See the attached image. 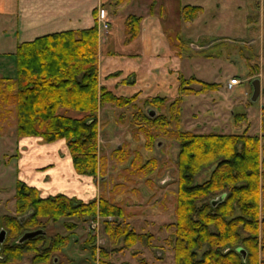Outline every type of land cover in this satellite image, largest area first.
Masks as SVG:
<instances>
[{"label":"trees","instance_id":"trees-1","mask_svg":"<svg viewBox=\"0 0 264 264\" xmlns=\"http://www.w3.org/2000/svg\"><path fill=\"white\" fill-rule=\"evenodd\" d=\"M200 10L198 6L185 5L182 17L192 20ZM140 20L133 14L125 18L128 39L139 33ZM13 55L14 74L0 76V116L15 111L18 137L37 136L45 142L64 139L74 170L96 177L100 172L99 109L105 104L134 106L138 96L119 94L99 84L96 24L20 42ZM176 79L179 92L168 104L167 97L161 95L145 100L154 111V107L166 104L168 117L139 111L133 118L138 119L139 115L143 123H169L178 117V103L183 95L220 87V83L194 76L186 78L181 73ZM69 110L81 115L73 116ZM233 115L237 121L243 113ZM138 128L146 130L143 124ZM146 137V144L151 145L154 135L146 133ZM176 138L177 189L170 242L173 264H264L262 138L245 128L228 133L178 130ZM218 195H223L222 200L212 205L211 200ZM14 207V214L0 217V229L6 232L0 243L1 264L24 260L23 264H58L55 253L69 243L70 233L49 237L41 233L22 242L18 239L28 231H45V223L64 218L75 217L74 220L91 224L98 216L105 238L112 245L120 244L114 250L128 249L151 238V233L137 232L124 220L122 206L101 195L88 201L63 193L43 197L36 187L17 180ZM63 224L69 230L76 226L75 221L65 220ZM95 236L92 232L84 247L89 248L97 264H114L109 260L111 248L101 246L96 257Z\"/></svg>","mask_w":264,"mask_h":264},{"label":"rangeland","instance_id":"rangeland-1","mask_svg":"<svg viewBox=\"0 0 264 264\" xmlns=\"http://www.w3.org/2000/svg\"><path fill=\"white\" fill-rule=\"evenodd\" d=\"M259 4L260 7H257ZM230 12L232 26L225 33V41L204 48H191L186 38L180 37L169 47L175 60L171 56L163 60L165 48L158 45L152 47L153 43L148 39L140 45L130 39L125 43L120 41L123 37L121 25L118 21L110 24V40L104 47L102 57L103 75L115 72L112 75L114 79L135 77V81L131 83L135 92L132 88L127 90L121 86L113 90L117 93L124 91V95L138 93V96L134 106L116 107L105 104L99 109L100 172L96 177L85 176L94 181L96 197L104 196L122 206L124 220L137 232L151 233V238L128 249L114 250L120 244L112 245L102 233L99 223L98 231L94 232L96 257L100 247L104 246L111 248L109 260L114 264H173L170 242L173 233L171 223L175 221L178 130L228 133L245 128L250 134H258L264 143V0H255L252 4L251 15L257 17V21L255 28L250 30V36L256 38V42L247 44L242 38L243 12L236 9ZM104 24L103 30L106 32L108 24ZM220 28L215 30L216 34L221 31ZM156 51L161 52L158 56H153ZM177 52H181L182 56L176 55ZM1 67L6 69L1 74L9 76L7 68L10 64L6 62ZM178 71L186 78L194 76L202 81L220 83V87L199 94L183 95L178 103V117L171 118L169 123H143L139 115L138 119L133 118L139 111L146 114L151 109L150 104L145 102L147 98L165 96L168 104L176 97L179 92V82L176 79ZM231 77H237L240 83L228 89L226 81ZM253 78L260 79V94L255 101L250 99ZM131 84L128 83L130 87ZM193 86L199 88L197 84ZM154 108L157 114L168 117L166 104ZM0 112L2 113L1 108ZM234 112L243 113V116L236 121ZM68 113L73 116L81 115L73 110ZM3 114L0 116V171L6 176H3L1 183L3 190H0V217L15 213L14 171H32L31 168L42 167L48 162L56 165L62 162L53 151L54 146L46 144L50 142L37 136L18 137L15 134V111ZM142 124L145 131L138 128ZM146 133L154 135L151 145L146 144ZM37 143L44 144L37 146ZM202 175L205 176L206 172ZM44 194L47 193L40 192L43 197L46 196ZM74 218L45 223L44 233L48 237L55 233H70L69 243L61 252L55 253L57 263L97 264L89 248L84 247V241L92 233L90 224ZM65 220L75 221L76 226L72 230L67 229L63 224ZM24 261L7 264H23Z\"/></svg>","mask_w":264,"mask_h":264},{"label":"crops","instance_id":"crops-1","mask_svg":"<svg viewBox=\"0 0 264 264\" xmlns=\"http://www.w3.org/2000/svg\"><path fill=\"white\" fill-rule=\"evenodd\" d=\"M253 2L255 0H0V76L6 75L1 74L6 71L1 65L6 62L10 64L7 73L9 76L14 74L13 54L18 43L50 33L79 31L96 24L99 84L110 89L119 86L127 90L132 88L135 92V87L131 84L135 77L114 79L112 75L115 72L103 75L102 57L104 47L110 40L108 29L111 23L119 22L123 36L120 41L125 43L129 40L127 36L125 37V18L129 14L140 16L139 33L130 40L140 45L148 39L153 43L152 47L155 48L156 45L164 47L162 59L165 60L172 55L169 50L170 44L180 37L186 38L191 48L193 46L204 48L225 41L227 37L225 33L231 30L230 11L233 9L243 12L242 38L247 44L256 42L257 39L250 36V30L255 28L257 21V17L251 15ZM185 5L198 6L201 10L192 20H184L181 9ZM257 7H260V4ZM105 22L108 24L106 32L103 30ZM219 28L221 31L216 34L215 30ZM159 52L161 51H156L154 55L152 52V55L158 56ZM176 55L182 56V53L177 52ZM171 58L175 60V57ZM178 73L180 72L178 71L176 76ZM46 144L54 146L53 151L61 158L60 164L64 166L48 162L42 167L31 168L32 171H14L15 183L22 180L36 187L39 192H46L47 194H44L46 196L62 192L82 201L95 198L94 181L74 170L66 141L58 139ZM1 172L3 171H0L2 191L1 183L5 174Z\"/></svg>","mask_w":264,"mask_h":264},{"label":"water","instance_id":"water-1","mask_svg":"<svg viewBox=\"0 0 264 264\" xmlns=\"http://www.w3.org/2000/svg\"><path fill=\"white\" fill-rule=\"evenodd\" d=\"M260 94V79L259 78H253L252 80V93H251V101H255L258 99ZM148 114L150 116H153L155 114V111L150 109L148 110ZM223 198V195H218L217 197H215L214 199L211 200L212 205H215L217 202L221 201ZM5 230L3 228L0 229V243L3 242L4 238H5ZM43 234L44 231L41 230H32V231H28L26 233H24L19 239L18 242H22L26 239L32 238L38 234ZM239 252L242 253V255H245V251L243 249L238 248L237 249Z\"/></svg>","mask_w":264,"mask_h":264},{"label":"built area","instance_id":"built-area-1","mask_svg":"<svg viewBox=\"0 0 264 264\" xmlns=\"http://www.w3.org/2000/svg\"><path fill=\"white\" fill-rule=\"evenodd\" d=\"M105 26H106V24H104V27ZM238 83H240V80L237 77H231V78H229L227 80L226 87L228 89H232ZM98 228H99V219H98V216H97V219L90 224V229L92 230L93 233L94 232L96 233L98 231Z\"/></svg>","mask_w":264,"mask_h":264}]
</instances>
